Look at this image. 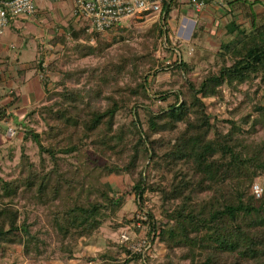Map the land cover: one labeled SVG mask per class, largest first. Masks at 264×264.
Instances as JSON below:
<instances>
[{"label": "trees", "instance_id": "16d2710c", "mask_svg": "<svg viewBox=\"0 0 264 264\" xmlns=\"http://www.w3.org/2000/svg\"><path fill=\"white\" fill-rule=\"evenodd\" d=\"M226 4L231 17L215 50L214 66L192 80L195 63L182 58L167 65L158 62L152 74L169 73V81L162 83L169 88L164 90L152 88L142 63L153 56L158 37L164 39L161 28L167 31L170 4H164L162 21L137 33L149 41L146 47L138 50L124 43L114 55H106L108 45L90 44L101 34L80 19L81 26L70 32L74 40L84 41L77 44L80 55L98 54L105 60L91 70L88 79L93 82L86 89L68 85L76 70L62 71L45 102L27 112L30 124L43 121L50 143L45 146L42 135L28 129L22 138L31 137L46 159L36 165L24 154L17 176H0V251L21 232L26 254L50 251L72 259L79 241L92 239L105 213L119 208L126 195L133 193L143 201L146 192H152L161 201L160 217L150 210L143 222L154 234L153 243L166 248L160 264H264V200L258 203L251 192L258 170L264 169V140L249 139L264 129V103L250 102L240 88L257 79L264 85V19L257 21L254 2ZM237 9L249 22L233 19ZM120 31L124 42L125 30ZM202 31L203 26L195 27L190 39L196 40ZM38 68L46 70L42 62ZM224 86L244 93V99L228 112L229 118L219 120L205 100L224 97ZM17 101L14 94L10 102L0 104V121L9 118ZM157 101L163 104L155 110ZM144 162L146 168L161 172L155 183L146 180ZM111 175L126 179L130 188L119 195L109 192L105 180ZM205 191L209 194L199 198L197 193ZM30 203L49 207L36 230V220H20L19 207ZM121 253L123 260L103 253L101 264H151L153 258L125 247Z\"/></svg>", "mask_w": 264, "mask_h": 264}, {"label": "rangeland", "instance_id": "374dc122", "mask_svg": "<svg viewBox=\"0 0 264 264\" xmlns=\"http://www.w3.org/2000/svg\"><path fill=\"white\" fill-rule=\"evenodd\" d=\"M34 3L35 13L33 15L16 18L0 37L1 42L5 44L0 42V58L7 55L16 69H25V78L29 81V85L22 87L19 95L16 93L19 96L18 98L21 95L23 96V98H20L21 101L18 100V102L24 107L16 115L18 122L14 123V120L9 121V125L11 124L10 126L16 130V134L13 137L7 135L5 137L3 134L8 124L0 122V176L6 179H12L18 175V163L22 155H28L29 160L36 165H39L41 158L46 159V154L39 150L37 143L31 137L22 138V136H26L25 132L28 129L33 128L38 134L42 135V142L45 146L50 143V140H46L45 134L43 133L44 125L40 118L39 124L37 125L33 122L30 124V121H26V115L29 109L45 102L47 91L57 87L58 81L62 77V71L76 70V74L72 78L73 80L69 81L68 85L76 88H88L90 83L93 82V80L88 79L90 78L88 75H91V70L105 60L104 56L98 54L85 57L80 55L77 44H83L84 41L82 38L79 41L74 40L70 32L72 28H79L81 22L80 20H75V16L72 13V6L67 0H34ZM252 9L259 13L257 21H262L264 19V2L259 0L258 4L254 8L252 7ZM185 13L186 7L182 4H180L179 8H173L171 10L172 18L166 24L167 31L161 28L163 38L166 36L169 38L168 41H165L166 47H163L164 39L158 37V45L153 56L144 60L142 63V72H150L148 82L153 89L164 90L169 88V84L167 83L162 85L163 82L169 81L168 72H164L163 70H158L156 74H152V72L154 69L157 70L159 68L158 62L167 65L176 59L170 50L172 44L175 47L176 44H180V47H178L181 53L180 59L182 58L187 62L195 63V69L189 75L192 80L198 79L206 70L214 66V53L224 33L221 34L217 30H214L213 35L208 37H198L194 41L189 39L191 35L189 27H186L182 33L179 31L176 32V16H183ZM197 22L198 24L196 26H202L203 23L201 20ZM220 27L223 28L219 24ZM149 28L151 27L139 22H135L130 27H113L105 34L99 35L97 39H91L90 44L96 45L99 41L101 44L108 45L105 50L107 56L121 52V46L124 43L138 50H142L146 47L145 45H148L149 41L141 38L137 33ZM120 29L125 30L124 36L127 39L124 42L119 39L121 34ZM129 31L131 32L126 34ZM2 38H5L7 41H2ZM206 53L209 55L205 56ZM41 62L43 63V68L46 69L43 72L38 68V64ZM47 65H51V68ZM81 70L84 71L79 74ZM18 76L17 74L15 77ZM34 80L38 82L37 89L33 86ZM11 85L18 92V84L13 82ZM258 86L260 87L259 92L254 94ZM263 87L264 85L259 83L258 79L255 80L252 86L246 84L240 86L242 90L247 91V100L252 103L256 100L264 103ZM223 94L224 97H213L205 100L208 104V111L219 120L229 118L228 112L244 99V93L231 91L226 86L223 87ZM143 104L146 105V103ZM159 104L163 103L157 101L153 105V109L156 110V106H159ZM250 111L251 108L248 105L246 107V113H250ZM126 120L128 121L129 118ZM220 124L223 127L225 125L224 122ZM17 132L21 133L17 135ZM249 139L255 142L264 140V129L252 135ZM247 152L251 153L249 149H247ZM65 166L68 167L70 165L66 164ZM142 168L146 172V180L151 183H155L161 175L158 169L146 168L145 162L142 164ZM258 172L259 175L253 182L251 192L259 203L260 200H264V169L258 170ZM105 183L109 192L115 195L124 193L130 188L126 179L122 182L121 178L116 177V175H111L106 178ZM208 194L209 192L207 191L197 193L199 198H203ZM146 197L147 199L138 201L137 198L135 199L133 193L126 195L125 201L119 208L105 213L103 223L92 239H81L79 241V245L75 250V256L72 259L67 260L66 258H62L58 252L52 253L50 251H44V253L39 255H35L33 252L26 254L23 246L24 237L20 232L14 236L13 242L4 244V248L0 251L1 264H101V256L105 252L123 260L125 255L121 251L126 246L120 243L121 233L128 232L130 236L134 237L137 231H135L134 227H137V222L141 221L138 216L142 214L147 215L150 210L154 213L155 218L160 217L161 201L159 196L152 192H146ZM19 211L20 220L26 216L28 221H37L32 226V230H36L39 225L44 224V217L47 211H49V207L46 208L30 203L24 207H19ZM124 219L130 220L131 222L123 223ZM141 224L142 226L137 227V232L139 230L141 231L146 225L143 222ZM148 252L145 254L153 256L151 264H160L164 259L166 248L164 244L154 243V249L149 252L150 254H147ZM175 263L186 264L185 261H175Z\"/></svg>", "mask_w": 264, "mask_h": 264}, {"label": "built area", "instance_id": "2783aa9c", "mask_svg": "<svg viewBox=\"0 0 264 264\" xmlns=\"http://www.w3.org/2000/svg\"><path fill=\"white\" fill-rule=\"evenodd\" d=\"M71 2L75 18L88 20L91 24L89 30L100 34H105L113 27H130L135 22L152 27L163 20L165 2L171 4L170 0H71ZM188 2L197 12L207 3H213L219 7L225 3L224 0H188ZM34 13V0H0V37L16 18ZM165 41L166 37H164L163 47H166ZM177 47V44L176 47L172 44L170 50L173 56L180 60ZM15 133L16 130L12 126H7V136L13 137ZM138 217L141 221L137 222V227H140L141 223L147 220V215L142 214ZM153 236L150 227L146 224L141 231L135 232L134 237L128 232L121 233L120 243L124 244L131 253L146 256L147 251L154 249ZM149 252L147 254H150Z\"/></svg>", "mask_w": 264, "mask_h": 264}, {"label": "crops", "instance_id": "0c3cea01", "mask_svg": "<svg viewBox=\"0 0 264 264\" xmlns=\"http://www.w3.org/2000/svg\"><path fill=\"white\" fill-rule=\"evenodd\" d=\"M67 1L72 6L71 0H67ZM224 1H225V3L221 7H219L213 3H207L203 9H201L200 11L197 12L191 6V4L188 2V0H175V2L170 4L169 19L167 22L169 23V21L172 18L171 10L173 8H179L180 4H182L186 7V13L183 16H176V20H177L176 32L179 31L180 33H182L186 29V27H189L191 34H192L193 29L195 27H197L196 26L198 24L197 21L201 20L203 23L202 24L203 31L199 35L200 38H204V37H208L210 35H213L214 30H217V32H220L221 34L225 33V30H226L225 26H226L229 18L231 17V15L229 13V5L226 4L228 0H224ZM258 1L259 0H247V2H254L253 8L255 7L256 4H258ZM262 1L264 2V0H262ZM171 5H172V7H171ZM261 9H263V8H261ZM233 19L237 23L249 22V20L245 18L244 14L238 9L235 11ZM75 20L78 21L76 18H75ZM219 24L222 25L223 28H221V27L219 28ZM190 37H191V35H190ZM190 37H189V39H190ZM2 41L6 42L7 40L5 38H2ZM0 42H1V40H0ZM1 43H3V42H1ZM177 46L180 47V44H178ZM171 47H172V45H171ZM178 50L180 52L179 48H178ZM180 55H181V53H180ZM0 64H1L0 104H7L8 102L11 101L14 94L17 93L19 95L20 91L22 90V87L29 85V81L25 78V75H26L25 69H16L14 64L10 61V58L7 55H4L2 58H0ZM19 70H21V71H19ZM17 74L19 76L15 77V76H17ZM13 82H16L18 84V87H19L18 92H17L16 88L11 85V83H13ZM37 84H38L37 80H34L33 86H34V88L36 87V89H37ZM25 90L28 92L27 89H25ZM20 98H23V96L21 95ZM20 98H18V100H20ZM14 106L15 107H12L9 111V113H10L9 118H6L0 122H5L6 124H8L7 126L11 125V124L9 125V123H10L9 121L14 120V123L18 122L16 115L24 107L18 101ZM3 135L5 137H7L6 136V130H5Z\"/></svg>", "mask_w": 264, "mask_h": 264}]
</instances>
